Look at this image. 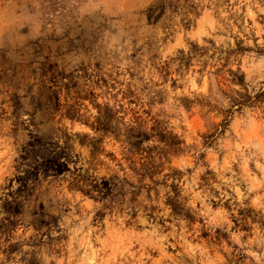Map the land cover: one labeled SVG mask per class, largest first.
Segmentation results:
<instances>
[{
  "label": "clouds",
  "instance_id": "obj_1",
  "mask_svg": "<svg viewBox=\"0 0 264 264\" xmlns=\"http://www.w3.org/2000/svg\"><path fill=\"white\" fill-rule=\"evenodd\" d=\"M0 264H264V0H0Z\"/></svg>",
  "mask_w": 264,
  "mask_h": 264
}]
</instances>
